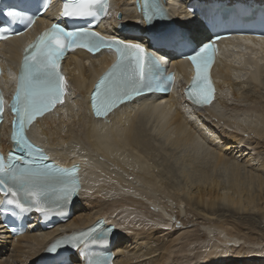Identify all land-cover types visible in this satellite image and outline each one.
Wrapping results in <instances>:
<instances>
[{
  "label": "bare ground",
  "instance_id": "1",
  "mask_svg": "<svg viewBox=\"0 0 264 264\" xmlns=\"http://www.w3.org/2000/svg\"><path fill=\"white\" fill-rule=\"evenodd\" d=\"M132 2L113 1L116 10L129 17L125 23L134 16ZM184 24L191 26L192 39H203L195 19ZM20 44L19 38L1 43L4 67L12 68L17 61ZM228 49L225 62L214 69L219 91L211 105L194 110L180 87L167 95L163 105L142 97L105 118H92L87 98L111 60L105 53L70 54L64 62L70 99L36 120L32 135L58 163H79L78 201L67 222L45 233L34 229L9 239L0 228V264H35L49 237L82 230L99 217L115 226L113 264H233L247 258H261L262 262L251 264H264V246L256 245L264 233L253 232L251 218L233 217L259 213L264 218V40L228 42ZM176 69L183 74V64ZM242 69L246 78L239 80L234 76ZM5 142L0 137L2 148ZM188 147L194 153H187ZM244 148L255 154L245 157ZM173 149L185 152L179 157ZM149 209L165 215L156 220L159 226L139 224L143 211L153 220ZM185 210L190 215L182 218ZM193 218L205 219L201 232L186 230ZM169 227L171 231L166 230ZM180 239L187 241L176 247ZM207 241L205 250L197 248ZM246 242L248 247L242 245Z\"/></svg>",
  "mask_w": 264,
  "mask_h": 264
},
{
  "label": "snow or ice",
  "instance_id": "2",
  "mask_svg": "<svg viewBox=\"0 0 264 264\" xmlns=\"http://www.w3.org/2000/svg\"><path fill=\"white\" fill-rule=\"evenodd\" d=\"M72 7L65 8L62 15L65 17L84 19L89 17H97L101 11H106V0H71ZM103 6V9L102 7ZM6 15L13 21H19L25 25L31 22V17L25 13L15 9L9 10ZM99 34L89 32L84 28H78L75 30H66L60 24H53L51 29L41 35L34 45H30L29 48H35L36 52L32 56L25 55L23 68L19 77V83L17 92L13 98L12 110L16 113L17 120L14 121V128L18 126L22 129L25 123H30L36 115L42 114L53 106L58 99L62 101L63 93V76H60L56 69L58 68L57 59L61 51L66 47L81 46L87 47L89 50H95L99 46H107L111 42L104 41L98 38ZM219 39V37H216ZM214 44L209 42L199 47L193 54L188 56L191 60L194 69V80L197 85L193 91V97L196 103H207L210 101L213 89L208 82V70L210 63L212 62ZM28 50L26 49V52ZM117 51L119 53L116 64L113 65L111 72L108 76L101 79L93 97V108L96 115H105L109 110L118 106V104L132 99L133 95H139L138 89L131 87L135 83L132 81H110L112 75H114L121 67L122 61H124L130 54L135 55L138 66L141 72V79H144V49L140 44L124 45L122 43L117 44ZM33 61V64L39 62L43 70L44 79L41 82H37L39 77L33 73V64H29V60ZM158 67L155 61L149 62V72L152 67ZM3 101L0 99V105ZM2 111V107H0ZM13 140L18 143L22 149H27L31 154L33 151H39L34 149L33 146L26 141L22 136L18 139V134L14 130ZM21 157H16L20 159ZM41 158L42 154H41ZM56 172H64V169H55ZM52 173L48 170L47 166L41 169L40 167H33L30 169L17 171L16 166L9 164L5 166V162L0 158V191L4 190V186L7 180L17 181L20 183V191L30 196L34 201H39L41 197H44V189L41 181L50 176ZM71 189L65 190V196L68 197ZM13 196L17 195L8 189ZM10 203H16L22 211H28L29 208L25 204L20 203L19 200L10 201ZM38 212H45L44 208H36ZM97 239H103V235L97 237ZM90 264H104L103 261H90Z\"/></svg>",
  "mask_w": 264,
  "mask_h": 264
},
{
  "label": "rangeland",
  "instance_id": "3",
  "mask_svg": "<svg viewBox=\"0 0 264 264\" xmlns=\"http://www.w3.org/2000/svg\"><path fill=\"white\" fill-rule=\"evenodd\" d=\"M245 72V70L244 69H242L241 70V72H238L237 74L239 75V76H234L235 78H237V79H239V80H244L246 77V74L244 73ZM243 77V78H242ZM241 78V79H240ZM201 129L202 130H204V127H201ZM167 147V146H166ZM169 149H172L171 147L169 148ZM179 150H180V152H181V150H182V154L180 155V152H179ZM185 150H186V152L187 153H190V154H192V152L194 153V150L192 149V148H185ZM244 150H246L245 148H244ZM170 151V150H169ZM173 151L176 153V154H179V157H181V156H183V154H184V149H173ZM192 151V152H191ZM199 151H201V150H197V153L199 154L198 156H202V154L200 155V153H199ZM246 153H244V155H246L245 157H247L249 154V156H252V155H254L255 154V151H253V150H246L245 151ZM247 152H248V154H247ZM235 155H239V152H237V151H234L233 152ZM158 157L159 156H161L160 154H158L157 155ZM157 158V157H156ZM161 159L159 158V161H160ZM182 165V163H181V160L180 161H177V168L178 167H180ZM175 169V168H174ZM137 189V188H136ZM171 206H173V204H171ZM154 208H156V207H154ZM148 211H152V214H153V220H152V218L151 217H149L148 216V214H145L146 212L145 211H143L144 213H142L141 215H138V216H140V218L141 219H138L139 220V224H141L142 222H143V225H145L146 223L147 224H149L150 226H152L153 224H155V225H157V226H159L160 224L159 223H157L158 221H156L158 218H161V217H163V216H165V215H163L162 213H160V212H158L156 209H149ZM169 211H170V213L171 214H173V212H174V210L173 209H169ZM226 212V213H225ZM223 212H220V214H222ZM224 214L225 215H229L230 213L229 212H227V211H224ZM245 213H243V215L241 214H235L233 217L234 218H238V217H240V218H244V219H248V218H251L254 222H255V224H254V227H255V229L253 230V232L255 231H258V234H263L264 233V218H262L261 217V215L259 214V213H257V214H259V215H257L256 213L255 214H251L250 215V213H246L245 215H244ZM185 215V216H184ZM190 215V213H189V211H183L182 213H181V216H182V218H186L187 216H189ZM250 215V216H249ZM147 217H149V218H147ZM248 217V218H247ZM120 219H121V217H119ZM118 218V219H119ZM155 219V220H154ZM203 220H205L204 218H202V219H192V220H190V224H189V227H187L186 228V230L187 229H190V230H192L193 229V231H195V230H197L198 232H201L202 230H203V227H201L200 226V223L202 224V222H203ZM135 221H137V219L135 220ZM150 221V222H149ZM155 221H156V223H155ZM121 222H124V223H127V224H132V225H137L138 224V222H136V223H134V221H132V223H129L128 221H125V220H123V219H121ZM152 222H154V223H152ZM149 225H147V226H149ZM155 225H153V226H155ZM137 226H140V225H137ZM146 226V225H145ZM167 231H171V229H170V227L168 228V229H166ZM184 230V229H183ZM244 230H246V228H244ZM260 230V231H259ZM179 232H180V230H179ZM252 232V233H253ZM254 232V233H255ZM160 236H162V233H160ZM164 236L166 237L167 235L166 234H164ZM175 236V235H174ZM162 237H160V239H161ZM187 240H183V239H180L179 240V242H175V246L177 247V246H180L181 244H185V242H186ZM247 243L248 242H246L245 244H242L244 247H248L249 246V243H248V245H247ZM208 244V241L207 242H205L204 244H198L197 245V248H199V249H201V250H205L206 249V245ZM256 245H261V247H263L264 246V238H260L259 240H258V242H257V244ZM189 248H193L194 247V245L192 244V245H189L188 246ZM204 248V249H203ZM251 250H250V252L252 253V254H254L255 252L254 251H252V250H255V248L253 249L252 247L250 248ZM247 257H249V255L247 256ZM262 258H264V257H262ZM248 263V264H251V263H255V262H262V259L261 258H259L258 260H255V259H252V258H247L245 261L243 260H240V261H233L232 263L233 264H236V263H238V264H244V263Z\"/></svg>",
  "mask_w": 264,
  "mask_h": 264
}]
</instances>
